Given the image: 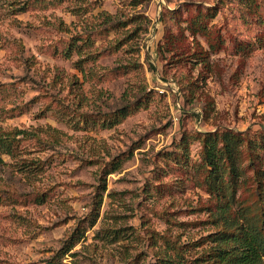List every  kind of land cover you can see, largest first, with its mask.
Returning a JSON list of instances; mask_svg holds the SVG:
<instances>
[{
    "label": "rangeland",
    "instance_id": "obj_1",
    "mask_svg": "<svg viewBox=\"0 0 264 264\" xmlns=\"http://www.w3.org/2000/svg\"><path fill=\"white\" fill-rule=\"evenodd\" d=\"M87 33L99 54L86 69L60 51ZM0 84V129L23 131L0 164V264H44L78 226L62 264H170L165 249L209 264L213 233L260 225L264 0H0ZM225 131L243 139V172L216 190L202 139Z\"/></svg>",
    "mask_w": 264,
    "mask_h": 264
},
{
    "label": "trees",
    "instance_id": "obj_2",
    "mask_svg": "<svg viewBox=\"0 0 264 264\" xmlns=\"http://www.w3.org/2000/svg\"><path fill=\"white\" fill-rule=\"evenodd\" d=\"M75 9L78 11L77 15L85 14L83 13V7L76 5ZM164 15L165 13L161 15L160 20H164ZM92 36L93 34L87 33V36L78 35L75 38L70 39L65 47H63L60 51L61 54L70 58L75 51L78 52L83 55V58L79 61L83 63L81 65L82 68L84 66V68L87 69L88 67H86V63L89 61L95 62L99 54L97 49H93L95 39ZM56 52H59L58 49H56ZM2 87L3 85L0 84V93L2 92ZM141 102L142 100H137L135 102L128 103L123 107L117 108L116 110L102 113L101 117L103 119V124L111 126L120 123L128 115L142 106L143 103ZM11 110L15 111L16 109ZM90 115L91 114L85 113L83 117ZM22 132L23 131L18 130L9 131L0 129V164L5 163L3 155H7L12 159L18 157L16 151V140L17 136L22 134ZM203 135V159L206 165L212 168L209 171L211 179L208 181V185L216 190H220L221 185L219 182L224 180V175L226 173L230 175V179L228 181V183H230L240 178L243 172L242 169H240L238 161L243 139L240 138L239 134L232 131H225L220 140L218 139V135L216 133L206 132ZM179 146L181 147V154L184 156L186 146L183 142H181ZM119 159L120 156L115 157L111 161V171L108 173L118 170L121 163ZM16 164L18 166V170L23 172L28 179H34L35 173L33 172L32 167H30L29 162L19 161ZM254 179L257 197L259 199V204L261 205L260 225L247 220L245 227L242 226L237 229L234 228L231 231L228 229L219 230L213 233L211 237H213V241L218 244L216 251L214 252V256L219 258V260L216 259L214 263L209 264H219V262L220 264H264V168H254ZM95 199L97 200L96 196ZM102 203L103 197L102 195H99L95 208V215L91 217L90 220L91 224H94L96 219L99 217ZM84 234L85 228H81L80 226L75 228L66 236L63 246L51 257H49L44 264H62V257L72 249L75 243L81 240ZM230 243H232V245ZM178 251H180L181 254L183 253L182 249ZM208 256H211V253ZM178 257L179 259L177 262L176 259L168 253L167 249H165L161 260L170 264H200L198 263V260L203 258L200 257L194 261L185 262L180 255Z\"/></svg>",
    "mask_w": 264,
    "mask_h": 264
}]
</instances>
